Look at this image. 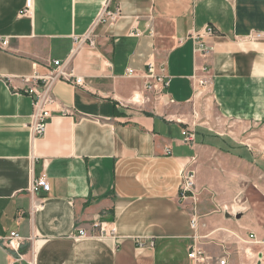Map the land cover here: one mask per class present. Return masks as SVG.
Here are the masks:
<instances>
[{"label": "crops", "instance_id": "1", "mask_svg": "<svg viewBox=\"0 0 264 264\" xmlns=\"http://www.w3.org/2000/svg\"><path fill=\"white\" fill-rule=\"evenodd\" d=\"M107 2L122 16L102 24ZM25 4L0 0V264H192L195 234L209 236L199 242L206 252L228 249L231 264H247L241 240L264 237V219L234 216L226 205L250 201L243 187L254 181L264 195L263 151L257 156L255 146L204 125L194 145L182 132L200 111V77L221 119L264 134V38H251L264 32V0H34L28 16ZM207 26L216 31L206 41L215 50L202 56L190 35ZM87 37L95 44L76 51ZM69 59L84 84L54 83L53 117L33 142V100L20 78L48 75L54 61ZM152 61L172 79L170 107L134 103ZM212 155L229 164L221 197L207 181ZM189 166L196 205L180 197ZM43 175L51 191L32 195ZM194 213L207 225L197 233ZM95 224L115 235L102 237ZM13 232L24 238L20 261L2 240Z\"/></svg>", "mask_w": 264, "mask_h": 264}, {"label": "built area", "instance_id": "2", "mask_svg": "<svg viewBox=\"0 0 264 264\" xmlns=\"http://www.w3.org/2000/svg\"><path fill=\"white\" fill-rule=\"evenodd\" d=\"M34 9V0H26L24 9L22 10V15L28 16L32 13ZM122 16L120 8L110 10L109 2L105 3L104 10L99 18V22L102 24H111ZM216 35V31L213 27L207 26L204 30L190 35L195 43V53L202 56H209L214 53V47L209 45L206 41ZM252 39L259 40L264 38V32H255L251 36ZM89 41L90 45H94L95 42L90 37L83 41H78L79 45L76 51H79L81 46ZM183 39L182 41H184ZM9 42L6 40L2 43V47H6ZM70 59L64 62L54 61L52 63L53 69L48 75L41 76L36 71L33 75L29 77H21L20 80L25 84V94L31 97L33 100L34 113L31 117V122L28 127L31 133L32 141L43 138L48 129V122L52 119L53 113L51 111V106L54 104L55 100L52 96V87L57 81H65L76 86H83L84 79L82 77H76L73 72H69L68 67L70 64ZM203 71H207L206 68ZM164 67L159 68L155 61L148 64L147 71L144 73L145 84L143 89L135 95L134 103L137 105H146L153 99L158 104H164L165 107H170L175 104V100L169 95L168 90L171 86L172 79L165 75ZM128 76H137L134 70L128 71ZM198 86H207L209 82L205 78L195 77ZM13 79L9 78V82ZM195 125H189L183 130L182 134L185 143L189 145H194L196 142V131ZM167 154L170 155L171 151L168 149ZM196 161V158L193 159ZM182 185L180 187V197L183 200L192 199L194 205L197 203V195L195 193L197 186V173L192 167H186L183 170ZM30 193L32 195L43 193H49L51 191V186L46 175L41 176L38 179H34L30 187ZM245 209H243L244 211ZM234 216L237 212L232 211ZM192 227L197 233L199 229H204L207 227L205 223L200 221L197 214L192 216ZM95 229H99V234L103 236H114L115 230L108 229L104 225L95 224ZM88 235L85 230L79 231V237L84 238ZM208 239L209 236L201 237L195 234L193 240L194 245L189 251V259L192 264H231L230 263V252L228 249H224L222 255H214L206 252L205 249L201 247L199 242L202 239ZM4 245L10 251H14L18 254V261L23 260V256L20 254V249L23 245L24 238H22L18 233L13 232L8 237L2 239ZM243 244H246L248 248L245 250V255L249 261L248 264H264V237H260L255 232H251L247 238L241 240ZM143 246V244H140ZM238 254H241V250L238 249Z\"/></svg>", "mask_w": 264, "mask_h": 264}, {"label": "rangeland", "instance_id": "3", "mask_svg": "<svg viewBox=\"0 0 264 264\" xmlns=\"http://www.w3.org/2000/svg\"><path fill=\"white\" fill-rule=\"evenodd\" d=\"M196 100L200 104V111L199 114H194V119L192 120L191 125H195V128L200 125H204V127L211 129V133L213 135L221 134L227 141L234 142V139H236L243 143V145L246 144L251 147L255 146L256 149H259V154H257V156L260 155V151H263L262 153L264 154V148H261L262 146L264 147V134H261L260 131L258 132V130L254 127L250 128V125L235 124L221 119L214 106L209 85L198 87ZM210 163L211 164L207 169L209 173L207 181H209V185H211L209 189L212 197L216 195L217 197H221V195H223V187H225L226 173L228 171L229 164L224 162L222 165L213 155ZM257 183V181H254L251 185L248 184L246 187H243L244 190H247V199H250V201L227 204L226 206L229 208H227L226 211L228 213L234 211L237 213L246 212L253 214L259 212L264 219V195L261 192V186ZM243 209L245 210L243 211Z\"/></svg>", "mask_w": 264, "mask_h": 264}]
</instances>
